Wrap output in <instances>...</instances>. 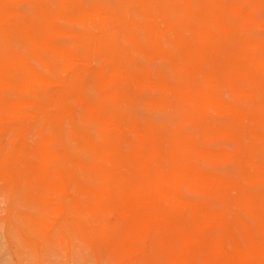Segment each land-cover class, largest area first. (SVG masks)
I'll return each instance as SVG.
<instances>
[{
    "label": "bare ground",
    "instance_id": "obj_1",
    "mask_svg": "<svg viewBox=\"0 0 264 264\" xmlns=\"http://www.w3.org/2000/svg\"><path fill=\"white\" fill-rule=\"evenodd\" d=\"M259 30L264 0H0V182L33 251L57 230L110 264H264Z\"/></svg>",
    "mask_w": 264,
    "mask_h": 264
},
{
    "label": "rangeland",
    "instance_id": "obj_2",
    "mask_svg": "<svg viewBox=\"0 0 264 264\" xmlns=\"http://www.w3.org/2000/svg\"><path fill=\"white\" fill-rule=\"evenodd\" d=\"M259 34L264 36L263 30H259ZM69 39L64 38L62 42L67 43ZM230 98L229 95H225ZM140 116H146V113L142 110H138ZM156 119L160 120L163 114H157ZM227 121V118L219 115H213L212 123L223 124ZM26 128H29L30 121H25ZM51 134L50 128H46L42 134L44 138ZM37 138L36 130H31L29 133V140ZM222 145L229 147L230 144L226 141L222 142ZM207 168L208 171H215L218 173H235L236 163L233 161H227L217 164L214 168ZM16 190H9L3 186L0 182V264H110L106 261L98 258L97 251L87 245L78 235L72 238L65 239L61 235L60 231H55L52 235L54 241L48 246L40 248L38 251H33V248L27 244V236L21 235L18 232V220L22 217H35L39 215L33 209L29 207L28 203L20 202V197L17 195ZM22 192H25L23 190ZM184 194L189 196V192L184 190ZM13 201H18V207L12 209L11 205ZM208 202L214 206H222V201L215 196H210ZM29 207L26 209L24 206ZM46 217L51 220L53 216L50 213H45ZM63 221L62 224L68 229H74V225H69V219ZM55 223V222H54ZM83 239H86L83 237ZM117 264V263H112Z\"/></svg>",
    "mask_w": 264,
    "mask_h": 264
}]
</instances>
